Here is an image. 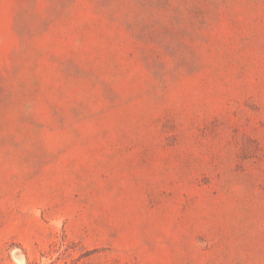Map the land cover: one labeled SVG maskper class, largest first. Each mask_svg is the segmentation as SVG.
Masks as SVG:
<instances>
[{
    "label": "rangeland",
    "instance_id": "obj_1",
    "mask_svg": "<svg viewBox=\"0 0 264 264\" xmlns=\"http://www.w3.org/2000/svg\"><path fill=\"white\" fill-rule=\"evenodd\" d=\"M0 264H264V0H0Z\"/></svg>",
    "mask_w": 264,
    "mask_h": 264
}]
</instances>
